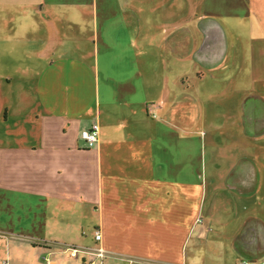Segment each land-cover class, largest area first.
Masks as SVG:
<instances>
[{"label":"crops","instance_id":"0c3cea01","mask_svg":"<svg viewBox=\"0 0 264 264\" xmlns=\"http://www.w3.org/2000/svg\"><path fill=\"white\" fill-rule=\"evenodd\" d=\"M182 3L0 0L17 11V92L0 74V264L264 260L256 163L212 156L220 123L206 108L231 79L230 31L214 17L236 18L238 85L224 96L264 125L244 114L240 71L264 31V0H206L205 31L184 32ZM92 126L87 147L80 132Z\"/></svg>","mask_w":264,"mask_h":264},{"label":"rangeland","instance_id":"374dc122","mask_svg":"<svg viewBox=\"0 0 264 264\" xmlns=\"http://www.w3.org/2000/svg\"><path fill=\"white\" fill-rule=\"evenodd\" d=\"M205 1L182 0V29L180 31H205L204 26L196 28V24L210 23L209 18L211 17L206 14ZM219 7L221 8L222 5H219ZM151 17L155 18L156 16L152 15ZM214 18H219L223 24L224 27L223 29L220 28V30L230 31L228 37L229 49L227 53L229 59L226 60L228 65L224 72L231 79L229 82L228 80L225 82L224 90L228 91L230 95H233L238 84L232 83H238V81L232 77L236 76L239 69L238 65H240L239 58L241 56L240 52L238 53V20L236 18L221 19L222 17L220 16ZM252 37L254 40V49L256 50L253 49L255 52L253 51L252 53V59H244L251 67H240V71H244L245 73L244 77L246 79L244 85L252 93L250 96H247L248 93H246L244 114H246V118H248L249 114L256 115L257 123L261 124L260 121L264 118V31H260L255 35L252 34ZM248 51L249 47L246 49L247 57H249ZM185 69L190 70L188 68ZM3 71L13 77L12 83L7 85V93L17 92V11L0 7V74ZM1 76L3 75L1 74ZM229 83L231 84L229 85ZM202 86L208 88V91L211 92H216L218 87L217 85L208 83L202 84ZM239 86L242 87L241 84ZM225 91L220 95H216L217 93H215L209 100H206L207 119L210 117V123L214 125L220 123L219 128L216 129L218 135L213 137L215 143L212 149V156L218 154L223 157L234 158V156L241 157L243 155L246 158L253 159L256 163V171L259 177L257 181L258 188L261 189V193L264 195V125L261 124L260 128H257L252 123L248 125L247 122H244L241 107L237 105L238 100H233L232 98L227 99L224 96ZM211 107L215 109V112L212 111L210 113L212 110ZM227 118H229L231 123L234 122L235 127H237L236 123L238 122L240 127L238 131L226 132L223 130L227 128L223 125V120ZM252 120L255 119L252 118ZM210 133L211 135L215 134V127L210 129ZM218 146L219 149L216 148ZM248 198L246 196L243 202V206L245 207L248 204Z\"/></svg>","mask_w":264,"mask_h":264},{"label":"built area","instance_id":"2783aa9c","mask_svg":"<svg viewBox=\"0 0 264 264\" xmlns=\"http://www.w3.org/2000/svg\"><path fill=\"white\" fill-rule=\"evenodd\" d=\"M97 137H98V129L96 126H92L88 129H83L80 132V138L84 141V143L87 147H93L97 141ZM100 238H101L100 232H95L94 233V239L100 240ZM92 264H94V263H92ZM237 264H264V260L258 261V262L241 260Z\"/></svg>","mask_w":264,"mask_h":264}]
</instances>
